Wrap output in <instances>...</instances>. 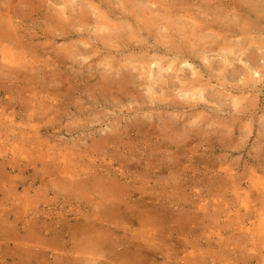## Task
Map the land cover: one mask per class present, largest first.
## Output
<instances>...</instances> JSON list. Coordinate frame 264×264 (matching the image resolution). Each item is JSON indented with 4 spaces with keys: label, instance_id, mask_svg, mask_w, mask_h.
<instances>
[{
    "label": "rangeland",
    "instance_id": "374dc122",
    "mask_svg": "<svg viewBox=\"0 0 264 264\" xmlns=\"http://www.w3.org/2000/svg\"><path fill=\"white\" fill-rule=\"evenodd\" d=\"M260 165L264 0H0V264H120L114 239L150 236L139 264H264ZM64 166L123 174L150 219L56 220L101 203ZM97 233L102 256L73 245Z\"/></svg>",
    "mask_w": 264,
    "mask_h": 264
},
{
    "label": "bare ground",
    "instance_id": "6f19581e",
    "mask_svg": "<svg viewBox=\"0 0 264 264\" xmlns=\"http://www.w3.org/2000/svg\"><path fill=\"white\" fill-rule=\"evenodd\" d=\"M158 9V8H157ZM159 10V9H158ZM151 17V15H150ZM154 19H155V16H154ZM151 20V19H150ZM154 21V20H153ZM151 22V21H150ZM156 22V21H155ZM151 24V23H150ZM205 27V26H204ZM37 131V129H36ZM28 134V132L26 133ZM263 164V163H262ZM165 166V165H164ZM45 167V166H44ZM45 169V168H44ZM61 170L57 173L59 176H58V179L61 181H68L66 182L67 183V191H76V192H80V191H83L85 192L86 194H88V192H92V193H96V194H99V197H97L98 199H100L101 203L100 204H97V203H93L92 205V212L90 213H83V212H78V213H73L71 215H69V212H59L57 214V219L56 220H94L95 222L96 221H99L100 223H102L101 221L102 220H108V223H111L114 225V227L116 229H122L123 230V233L129 231L131 232V229H127L125 228L123 225L128 223V224H133V223H139V225H141V227L143 226L141 224V220H148L150 219L151 215H149L148 213L144 212L143 209H146L147 207L144 206V199H146V195L142 196V194L144 193V189H142L141 187H135V190H143L141 193H140V199H141V202H137V204H129V196L126 198H123L124 195L128 194V191L125 190V192L116 187V184H120L121 185V182L120 180L121 179H116V176H121L123 177V174H119V175H116V174H113V177L108 175L107 174V177L109 178H105L103 177L102 175V172H98L96 173L94 176H93V180L95 181H98V184L99 183H102V189L101 191L98 189H95L96 191L94 190H89L88 186H89V182H90V179H89V176H86V174H84L82 171H78L79 169L77 168H70L68 166H64L62 168H60ZM258 171L260 173H263L264 174V166H259L258 168ZM166 170V169H165ZM255 171H253L254 173ZM223 173H226L227 175H225L227 178H229L230 182H233V178H234V175H232L231 173H227L226 170L223 171ZM82 174L84 175V177H82ZM255 174V173H254ZM147 175V174H146ZM203 177V176H202ZM216 178V177H215ZM125 181L127 179H129L128 176H125L124 177ZM92 180V181H93ZM213 180V179H212ZM228 180V181H229ZM111 181H114L116 184H113L112 182V186L111 184H109ZM210 181V180H209ZM62 182V181H61ZM96 183V182H95ZM94 183V184H95ZM203 183V182H202ZM61 183H59L60 185ZM97 184V183H96ZM129 185V183H128ZM135 185L134 182H132V186ZM254 185V184H253ZM91 186V185H90ZM142 186V185H141ZM96 187V186H94ZM98 187V186H97ZM215 187V186H214ZM128 188V187H127ZM211 189V187H209ZM235 188V187H234ZM119 189V190H118ZM236 189V188H235ZM152 190V189H151ZM257 190V189H256ZM264 190V189H263ZM57 191V190H56ZM59 191V190H58ZM64 191H66L64 189ZM98 191V192H97ZM155 191V190H154ZM63 192V191H62ZM263 193V195L261 196V194ZM161 194V193H160ZM73 195V194H71ZM149 196V194H147ZM77 195H75L76 197ZM71 197V196H70ZM84 197V196H83ZM68 198V197H67ZM86 198V197H85ZM159 198V197H158ZM76 199V198H75ZM78 199V198H77ZM151 199V198H150ZM94 201V200H93ZM256 201L259 202V204H261L263 201H264V191L260 192V195L257 197ZM85 204V203H84ZM92 204V203H91ZM87 205V204H86ZM90 206V205H88ZM160 207V206H159ZM154 208V206H153ZM142 209V210H141ZM154 209H157V208H154ZM150 212V211H149ZM153 213V212H152ZM169 213V212H168ZM158 214V213H157ZM162 214V212H161ZM161 214L158 215V218L160 219L161 218ZM46 215H51V214H46ZM70 216H72L73 218H70ZM175 217V215H174ZM154 220V219H153ZM153 220L151 219V221L153 222ZM156 220V219H155ZM158 221V220H157ZM151 222V223H152ZM181 224V223H180ZM157 226V225H156ZM162 226V225H161ZM74 227V226H73ZM84 228V227H83ZM82 228V229H83ZM101 228V227H100ZM59 232L60 230L63 229V226L60 225V227L58 228ZM90 229V227H89ZM93 229V228H92ZM91 229V230H92ZM101 230V229H99ZM173 230V229H172ZM75 231V230H74ZM77 231V230H76ZM89 231V230H88ZM157 231V230H156ZM159 231V230H158ZM175 231V230H174ZM155 232V230H154ZM16 234V232H14ZM63 233V232H62ZM140 234H142L143 232H139ZM158 233V232H157ZM61 234V232H60ZM83 233H80L79 236H82ZM160 234V233H159ZM173 234V233H172ZM78 235V234H77ZM91 235V234H90ZM89 235V236H90ZM73 236V235H72ZM94 236V235H93ZM159 236V235H158ZM170 236H171V232H170ZM67 237V236H66ZM76 237V236H75ZM78 237V236H77ZM47 237H43L42 238V241L43 243H49V239L47 240L46 239ZM56 238H59L60 239V235ZM74 238V236H73ZM81 239H78L79 242H75L73 245L75 247L79 246V245H83L85 242L88 243V241H91V244L90 246H92L93 248V251L94 253L93 254H98L99 256H102V249L105 247V239H104V236H100L99 237V234L97 233V236L91 238V239H88L87 238H83V237H80ZM69 239V238H68ZM41 241V243H42ZM58 241V240H57ZM70 241V239H69ZM75 241V240H74ZM156 240L154 237H144L143 239H140V238H137V237H128V238H124V239H120V240H116L114 239L113 244H115L116 248L117 247H120L122 246V251L121 252H118L115 248L114 252L116 254L117 257H115L117 260H119L120 264H139V263H143L146 259L142 257L140 251L141 250H136L134 253L130 252V249L134 246H137V245H140L141 243H143V245L145 247H147L151 252L152 254L156 255V254H159V255H162V253H166L167 251L163 250L162 247L156 243ZM162 241V240H161ZM72 242V240H71ZM16 244V243H15ZM50 244V243H49ZM22 245V244H21ZM51 245V244H50ZM67 245V243L65 244ZM85 245V244H84ZM19 246V245H18ZM28 246V245H27ZM142 246V245H141ZM181 246V245H180ZM14 247V246H13ZM26 247V246H25ZM48 247V246H47ZM52 247V245H51ZM50 247V248H51ZM21 247H19L20 249ZM137 249H139V247L137 246L136 247ZM141 248V247H140ZM23 249V248H22ZM30 248H25V250H28ZM72 250V248H71ZM169 250V249H168ZM23 251V250H22ZM146 251V250H145ZM17 252V250H16ZM28 252V251H27ZM76 251H74L75 253ZM84 252V251H83ZM118 252V253H117ZM78 253V252H77ZM42 254V253H41ZM81 254V252H80ZM84 254V253H82ZM192 255V253H190ZM27 255V254H26ZM36 256V253L34 254ZM13 256V255H12ZM32 256V255H31ZM30 256V257H31ZM35 256H32V258H28V260L32 259V260H36ZM38 256V255H37ZM44 256V255H43ZM94 255H92V257H86L85 261L86 263L88 262H93V264H104L102 262H99L96 258L93 257ZM147 256V255H146ZM27 257V256H26ZM191 258V257H190ZM12 259H14L12 257ZM81 259V258H80ZM39 260V259H38ZM60 261V259H57ZM56 260V261H57ZM168 260V261H166ZM180 260H184L183 258H180L179 257V253L178 251H174L173 253L171 252L170 254H167L165 255V259L164 261H166L165 264H180ZM76 261V260H74ZM81 260H78V262H80ZM98 261V262H97ZM37 262V260H36ZM168 262V263H167ZM149 263V262H147ZM151 263V262H150ZM75 264V263H74ZM119 264V263H118ZM164 264V263H163ZM189 264H194L193 263V259L190 260Z\"/></svg>",
    "mask_w": 264,
    "mask_h": 264
}]
</instances>
